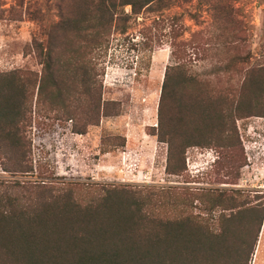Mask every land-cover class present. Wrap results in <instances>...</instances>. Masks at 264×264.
<instances>
[{"label": "rangeland", "instance_id": "rangeland-1", "mask_svg": "<svg viewBox=\"0 0 264 264\" xmlns=\"http://www.w3.org/2000/svg\"><path fill=\"white\" fill-rule=\"evenodd\" d=\"M225 3L231 20L223 25L224 31L226 36L234 31L237 42L218 37L219 23L196 0L170 5L160 20L144 13L132 20L126 32L112 29L101 48L87 56L88 74L101 87L107 116H101L84 134L74 133L70 122L57 121L45 112L34 90L23 130L32 173L8 172L0 154V191L15 181L53 189L67 185L76 198L89 200L100 198L106 189H124L123 194L134 201L149 203L147 212L157 218L207 220L213 231L218 228L220 210L207 212L204 202L211 195L223 191L240 203H254L259 197L264 202V118L237 120L233 130L232 119L224 117L222 132L211 128L200 146L187 148L182 160L173 162L175 174L166 172L167 145L154 135L161 86L165 69L172 64L173 49L184 58L186 74L208 84L210 97L238 88L247 71L264 65V0ZM57 12L53 0H0V73L40 74L33 43L45 41L43 33L57 23ZM181 26L187 30L174 37ZM57 42L62 56L70 46H78L70 35L58 36ZM234 56L245 62L238 64V71L225 72ZM177 116L184 135L201 139L198 128L204 117L194 113L188 118L181 112ZM225 138L228 142L221 140ZM205 192L209 198L202 196ZM166 202L177 208L171 210L163 205ZM262 229L250 264H264V220Z\"/></svg>", "mask_w": 264, "mask_h": 264}, {"label": "trees", "instance_id": "trees-1", "mask_svg": "<svg viewBox=\"0 0 264 264\" xmlns=\"http://www.w3.org/2000/svg\"><path fill=\"white\" fill-rule=\"evenodd\" d=\"M53 1L58 21L44 31L43 43H33L42 67L40 74L19 70L0 73V154L5 169L13 174L32 173L23 135L32 95L36 93L43 110L52 113L55 120L70 122L74 133L84 134L101 116H107L101 87H96L88 74L87 56L101 48L112 29L126 32L132 20L144 13L160 20L170 5L194 0ZM196 1L219 23L218 37L238 41L234 31L227 36L224 31L223 25L231 20L225 0ZM180 29L174 37L187 30ZM68 35L78 46H70L62 56L57 52L61 48L58 36ZM182 52L186 54V49ZM171 61L165 69L153 129L157 140L167 145L166 172L175 174L173 162L182 160L187 148L200 146L211 128L222 132L224 117L232 119L233 130L237 120L264 118V65L247 71L238 88L210 97L205 81L186 74L187 64L176 49L171 52ZM242 62L245 59L232 57L225 72L238 71ZM179 112L188 118L194 113L204 117L198 128L201 139L183 134ZM221 140L228 142V138ZM21 182L0 191V264H250L263 230L261 197L254 203H240L223 191L210 198L205 192L207 212L220 210L218 228L213 231L207 220L157 218L147 212L149 203L134 201L123 194L124 189H106L98 199L81 200L71 186L53 189ZM163 205L177 208L175 203Z\"/></svg>", "mask_w": 264, "mask_h": 264}, {"label": "crops", "instance_id": "crops-1", "mask_svg": "<svg viewBox=\"0 0 264 264\" xmlns=\"http://www.w3.org/2000/svg\"><path fill=\"white\" fill-rule=\"evenodd\" d=\"M260 235H261V233H260ZM261 238V237H260Z\"/></svg>", "mask_w": 264, "mask_h": 264}]
</instances>
